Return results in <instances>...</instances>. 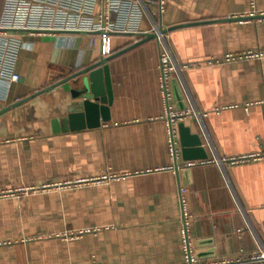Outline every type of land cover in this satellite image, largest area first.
Segmentation results:
<instances>
[{"label":"crops","instance_id":"0c3cea01","mask_svg":"<svg viewBox=\"0 0 264 264\" xmlns=\"http://www.w3.org/2000/svg\"><path fill=\"white\" fill-rule=\"evenodd\" d=\"M140 1L139 33L113 32L106 44L101 33H24L22 79L0 85V110L157 23L187 65L172 79L175 109L192 111L177 124V155L162 118L156 37L105 63L111 102L92 127L85 118L84 128L51 132L71 103L62 87L1 114L0 264H184L185 215L200 262L264 249V0ZM249 51L263 55L225 60ZM198 137L208 157L186 160Z\"/></svg>","mask_w":264,"mask_h":264},{"label":"built area","instance_id":"2783aa9c","mask_svg":"<svg viewBox=\"0 0 264 264\" xmlns=\"http://www.w3.org/2000/svg\"><path fill=\"white\" fill-rule=\"evenodd\" d=\"M140 0H0V85L7 89L20 82L22 76L18 69L24 33L89 32L101 33L106 44L113 32L139 33L138 24L144 13ZM256 0H251L255 7ZM163 1H160V6ZM120 16L114 19L112 14ZM258 12L253 10L251 16ZM264 15V13H262ZM153 32L160 45L159 86L164 106L162 118L166 121L169 150L177 155V124L191 115L190 110H177L174 105L172 79L187 65L179 63L173 56L163 27L155 23ZM261 52L249 51L244 54H228L225 60L259 58ZM256 156L231 159L232 162L247 160ZM192 164V163H191ZM185 189H182V193ZM183 200V208H184ZM183 246L184 264H264V249L237 260L225 259L219 262H200L190 243L188 216L184 217Z\"/></svg>","mask_w":264,"mask_h":264},{"label":"water","instance_id":"95a60500","mask_svg":"<svg viewBox=\"0 0 264 264\" xmlns=\"http://www.w3.org/2000/svg\"><path fill=\"white\" fill-rule=\"evenodd\" d=\"M262 17H264V15ZM146 35L147 36L145 39L136 42L135 44L115 54L101 58L97 62L60 79L52 85L36 91L18 103L3 108L0 110V115L10 111L20 104L36 99L50 90H53L57 87H62L66 92L70 93L71 103L67 106V112L64 119L58 117H53L50 119L51 132L57 133L61 132L63 129L74 130L78 128H84L85 124L83 120L85 118L88 120L89 126H94L95 124L92 122L93 117L96 116L98 118V115H101L102 118H105L106 112L109 110V103L111 102V97L109 96L110 91L108 92V90H105V82L103 81L104 72H108V67L105 65V63L114 56L119 55L120 53L157 36L156 33H148ZM106 80L109 83V79ZM63 121L66 123L65 127L63 125ZM80 121H83V123L81 124ZM201 142V139L198 137L195 143L198 147L187 151L186 155L184 156L186 160L206 159L208 157L205 149L200 147Z\"/></svg>","mask_w":264,"mask_h":264}]
</instances>
